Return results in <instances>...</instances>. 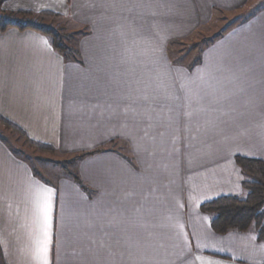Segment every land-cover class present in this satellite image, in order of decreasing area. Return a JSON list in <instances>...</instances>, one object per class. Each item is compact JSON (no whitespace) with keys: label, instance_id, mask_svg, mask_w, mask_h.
<instances>
[{"label":"crops","instance_id":"obj_1","mask_svg":"<svg viewBox=\"0 0 264 264\" xmlns=\"http://www.w3.org/2000/svg\"><path fill=\"white\" fill-rule=\"evenodd\" d=\"M248 2L4 1L2 14L51 12L87 32L61 54L0 18V115L54 152L85 154L83 185L50 180L0 137L2 264H43L45 231L48 264H264L255 231L218 233L201 208L245 195L237 156L264 160V8L196 63L171 53L214 8Z\"/></svg>","mask_w":264,"mask_h":264},{"label":"trees","instance_id":"obj_2","mask_svg":"<svg viewBox=\"0 0 264 264\" xmlns=\"http://www.w3.org/2000/svg\"><path fill=\"white\" fill-rule=\"evenodd\" d=\"M5 0H0V8L2 7ZM237 11V10H236ZM226 12L218 8H214V15L212 22L216 17V13ZM234 12V11H233ZM21 15H30L32 12L21 11L18 12ZM244 13V12H243ZM257 13L255 11H246L241 17L236 16L235 20H232L228 25L223 26L218 32L210 36L205 43L202 44L199 50V53L214 41L216 37L226 31L230 26L235 23H241L245 20L250 19ZM41 15L55 16L58 17V14L51 12H44ZM241 15V14H239ZM210 23V24H211ZM209 24V25H210ZM208 25V26H209ZM8 26H17L21 29L33 28L43 34H45L50 40L53 47L60 52L61 54L66 53H75L78 54L79 50L76 46L71 47L67 45L64 41V37L61 36L58 31L48 28L46 26L33 23V22H19L14 20L5 21L2 24V29L7 28ZM203 28L195 30V32L202 30ZM87 30L78 31L77 35L80 36L82 33H86ZM65 38H68L65 36ZM172 51V50H171ZM172 53V52H171ZM173 54V53H172ZM199 57V56H198ZM194 59L192 63H196L198 60ZM196 58V57H195ZM0 119L16 129L21 135L27 138L34 145L46 149L48 151H55V148L49 144L40 143L34 140H31L27 137L24 130H22L18 125L6 119L0 115ZM83 155L76 156V158H81ZM236 161L241 168L243 173L242 187L244 190V196L237 195H225L220 196L210 202H206L202 205V210L209 214L211 217V224L213 229L218 233H227L232 230H237L240 232L255 231L258 239L264 241V160L259 158H250L244 156H237ZM73 180L79 182L83 185L82 179L76 171L68 170L66 173Z\"/></svg>","mask_w":264,"mask_h":264},{"label":"rangeland","instance_id":"obj_3","mask_svg":"<svg viewBox=\"0 0 264 264\" xmlns=\"http://www.w3.org/2000/svg\"><path fill=\"white\" fill-rule=\"evenodd\" d=\"M264 8V0H249L248 6L243 9L232 12H218L213 23L204 27L200 31H194L183 40H176L172 47V55L176 61L190 62L197 59L200 47L205 40L218 32L223 26L228 25L239 16L245 14L246 11H259ZM244 12V13H243ZM1 20L9 21L10 18L19 22H33L48 28H52L64 37L65 43L71 47L76 45L77 32L80 25L71 22L65 18L48 16V15H21V14H5L2 7L0 8ZM241 14V15H239ZM5 16L7 18H5ZM68 37V38H65ZM196 57V58H195ZM0 137L4 139L15 152L26 159L32 167L47 179H56L57 176L67 173L68 170L73 171L75 168V158L59 154L54 151L42 149L27 138L21 135L16 129L8 126L0 119ZM0 264L1 258H0Z\"/></svg>","mask_w":264,"mask_h":264},{"label":"snow or ice","instance_id":"obj_4","mask_svg":"<svg viewBox=\"0 0 264 264\" xmlns=\"http://www.w3.org/2000/svg\"><path fill=\"white\" fill-rule=\"evenodd\" d=\"M50 207V205H49ZM45 219L47 220V212H45ZM45 239L41 242H39V247L37 250V256L38 258L42 259L43 264H48V259H47V252H48V244L50 242L49 240V234L47 231L44 233Z\"/></svg>","mask_w":264,"mask_h":264}]
</instances>
